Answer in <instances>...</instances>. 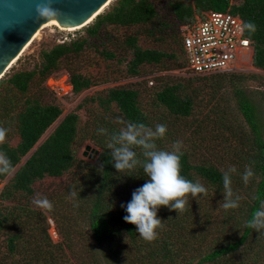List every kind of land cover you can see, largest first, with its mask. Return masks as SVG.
<instances>
[{"label":"trees","instance_id":"obj_1","mask_svg":"<svg viewBox=\"0 0 264 264\" xmlns=\"http://www.w3.org/2000/svg\"><path fill=\"white\" fill-rule=\"evenodd\" d=\"M210 9L230 11L239 15L244 24L252 22L256 25L255 32L245 27V35L252 45L253 65L264 69V0H242L237 4H232L231 0H115L109 10L99 13L92 23L87 24L85 36L59 42L50 48L40 50L39 61L34 62L33 68L20 69L9 75L6 73L0 78V127L7 130L5 142L0 144V154L6 156L12 164L6 174H0L2 179L7 180L0 191V201L16 200L13 206L5 210L0 208V230L6 233L4 240L8 250L14 253L23 248L28 257L27 264H41V261L47 258L51 262L46 264H58L57 260L61 262L67 260L64 256V246L70 251L73 250L76 235H84V233L80 229H75L76 221L70 223V216L66 217L63 213L58 217L63 216L64 220H60L57 216H54V221L52 218L47 219V214L39 209V205L33 203L35 199L43 198L35 195L33 185L45 177H60L72 169H76L74 173L80 174L79 177L85 185H95L90 197L91 208L88 215L90 235L86 238L87 246L82 253L74 248L77 256L79 254L83 256V264H101L103 248L112 252L115 258L106 259L110 264L113 262L115 264L123 256L122 254L127 255L128 251L132 259L129 264L160 262L177 264V260L182 257L183 249H191L194 244L206 237L200 236V232L186 226L193 213L189 202L183 214H180L179 210L172 209L170 205L159 206L158 215L166 217L172 228L164 233L163 238L159 236V232L163 229L158 228V231L156 230L158 236L153 241L144 240L137 231V225L125 221L124 217L128 215L126 206L131 202L133 194L125 196L122 189L127 181L132 180L133 175L137 178H135L136 182L145 184L150 180V176L144 172V164L150 162V158L144 155L145 149L142 146L130 145V150L136 154V163L131 169L117 170L113 153L115 148L123 146L119 141L121 131L109 119L105 121L102 117L95 118L85 127H80L81 130L78 128V115L70 112L63 116L42 142L37 143L63 112L62 107L54 100H44V91L54 96L45 85L46 79L59 71L62 62L68 61L65 71L72 85V96L91 87L94 84L93 79L70 66L73 58H79L86 48H91L106 60L116 58L117 61H124L125 75L142 81L136 82V86H111L103 95L91 97L92 102H96L104 111H109V117L117 113L122 124L131 125L134 129H144L146 132L144 135L139 134L138 138H148V134L145 133L149 132L156 134L149 142L155 144V150L175 152L180 155V175L186 180L199 182L217 194L226 190L225 174L230 180L234 177L237 182L241 181L242 176L238 169L234 168L235 172H233V168L221 167L208 156L196 160L192 155L196 148L185 149L181 148L180 144L177 146L172 134L179 129L182 133L183 129L179 128V121L188 122L196 119V107L201 116L205 115L202 114V107L196 104L193 95L180 91L182 83L165 82L162 86L158 85L152 89L149 101L153 107L161 110V115L154 122L149 120L151 116L140 103V98H143L142 91L147 87L148 74L152 75L157 71L170 70L177 66L176 52L162 50L160 45L168 40L179 45L187 65L180 27L192 22L195 14ZM108 26H113L116 30L122 28L124 35L120 42L118 37L105 32ZM104 32L106 37L102 35ZM142 36L157 46L143 47L140 44ZM146 65L150 68L145 69ZM251 76L254 77L252 74L234 72L229 79L234 110L242 115L243 126H246L250 132L248 144L242 141L246 149L238 150L240 154L238 160L248 161L256 176L254 180L257 178L250 186L248 198L245 200L246 214L242 223L244 229L238 238L231 241L229 237L225 238L224 242H221V238L218 239L195 264L214 262L237 250L256 228L249 226L255 213L264 211L261 208L264 203V123L259 111V104L264 102V95L262 99L260 96L259 101H256L247 92L244 83ZM36 87L38 90L30 94ZM115 108L117 112L114 111ZM225 110L227 108H212L214 118L209 116V113H206V116L214 119L219 125L221 122L224 124L227 114ZM167 118L171 127L167 128L166 133L161 137L156 131L157 125L167 126ZM104 124L108 128L107 136L102 137L101 140V136L95 135V132L102 133ZM83 130L87 137L92 138L102 148L99 160L93 164L77 156L75 147L79 139L81 142ZM198 131V128H195L197 135ZM13 137L18 138L15 145L10 143ZM107 139H112L110 148L105 144ZM171 140L176 146L175 149L167 145ZM24 156L28 157L19 165ZM17 165L19 166L14 170ZM75 212H80L78 207L75 208ZM53 213L57 215V212L53 211L49 212V215L53 216ZM207 216L209 219L210 215ZM161 221L163 222L162 219ZM53 222L57 223L56 226ZM49 227H53L55 233L60 235L58 243L51 239ZM175 230L184 231L185 239L180 244L174 243L180 239L179 237L170 236ZM0 234L4 235L3 232ZM124 236L126 241H130L129 250L124 248L126 244L121 239ZM31 243L34 248L29 247ZM49 243L57 247L52 251L46 246Z\"/></svg>","mask_w":264,"mask_h":264},{"label":"rangeland","instance_id":"obj_2","mask_svg":"<svg viewBox=\"0 0 264 264\" xmlns=\"http://www.w3.org/2000/svg\"><path fill=\"white\" fill-rule=\"evenodd\" d=\"M114 2L115 0H112L100 13H105L107 10H109ZM240 2H242V0H231L232 4H237ZM191 23H187V25ZM86 26L76 30L63 29L57 25H52L41 29L40 35L34 39L31 45L22 53V55L14 62V64L11 65L6 73L9 75L12 72L20 69L33 68L34 62L39 61L38 55L40 50L50 48L53 44H57L59 42L69 41L70 39L85 36ZM185 26L186 25H182L180 27L181 32L185 31ZM106 31L112 34L114 37H118L119 42L123 39L124 33L121 27L116 30L113 28V26H108L106 27L105 32ZM105 32L102 34L103 37H106ZM140 44L143 47L157 46L154 43L151 44L148 42V39H146L144 36L141 37ZM160 48L168 52L172 50L175 51L178 63L177 66H174L170 70L157 71L152 75L147 73V90L143 89V98H140V103L141 107L151 116V119L149 120L154 122V120L161 115L160 108L153 107L151 105V101H149L151 98L150 93H152V89L158 85L162 86V84H165V82L182 83L183 86L182 90L180 91L182 93L188 92L193 95L194 98H196V104L202 107V114H205V118L199 114L197 111L198 108L196 107V119H191L192 121L188 120V122L179 121V128L183 129L182 133L179 129V131L176 130V132L172 134L174 139L177 141V146L180 144L181 148H196L192 152L194 159L198 160L203 156H208L212 158L214 163L221 167L238 169L242 176V179L239 182H237L234 177L232 178L230 197L228 196L227 190L217 194L213 190H208V187H205L207 189L206 194L199 193L196 196H192L190 193L187 194V201L190 203V209L193 211V213L191 215L192 218L189 219V222L186 224V226L189 229L200 232V236L206 237L202 241H198L196 244H194L191 249H183L181 257L182 259L180 258L177 260V264H186L187 262L195 264L202 255L207 253L216 244L218 239L221 238V242H224L225 238L228 239L229 237V241H231L232 239L238 238L243 232L244 225L242 223L246 214L245 200L248 198L250 186L254 184V181H256L257 178L254 180L256 176L252 171V165L248 161L243 162V160H238L240 157L238 150L246 149V145L242 144V141H244L245 144H248L250 132L246 126H243L244 123L242 115L235 112L234 110V98L232 97L230 91L231 86L229 85V79L230 75L234 74V72L254 75V77H249L247 82L245 81L244 86L246 84L247 92L252 97H254L256 101H259V97L261 96L260 99H262V95H264V69L257 68L253 65V50L252 48H248L240 52L234 67L231 69H228L227 71L196 74L193 73L186 65L183 52L181 51L179 45L171 43L168 40L166 43L161 44ZM125 64L126 63L124 61H117L116 58L112 60H106L91 48H86L83 55L79 58H73V63H71L70 66H73L80 72L90 76L93 79L94 84L91 87L82 90L75 96H72L71 94L67 98L55 97L47 91L43 92V94H45L44 100H54L62 107L63 112L61 116L46 130L37 144L42 142L52 132L54 127L57 125V123H59L63 116L70 112H74L78 115L77 121L79 129L85 127L88 122L94 120L95 118L98 119L102 117L105 121L109 119L112 123L117 125L121 132L127 131L129 126L122 124V120L119 118L117 113L116 115L109 117V111H104L98 107L96 102H92L93 100H91V97L103 95L105 90L111 86H136V82H142L140 79L125 75ZM66 66H68V61L62 62L59 71H56L55 73H58V75L67 73L65 68ZM149 68L150 67L146 65L145 69ZM140 86L143 88L142 84ZM36 90H38L37 87L33 89L30 94L36 92ZM216 107L227 108V110H225L227 114L226 122L224 124L221 122L219 125L214 119L206 116V113H209V116L214 118V112L212 111V108ZM259 108L264 123V102L259 104ZM114 111L117 112V109L115 108ZM166 124L167 128L171 127L169 118L166 119ZM105 126L102 127V133L95 132V135L101 136V140L102 137L107 136L108 128ZM195 128H198L199 130L197 132L198 135L195 133ZM134 130L142 135H144V132H146L144 129ZM17 141L18 138L13 137L10 143L15 145ZM167 143V145L172 149L176 148L172 140ZM105 144L109 147V145L112 144V139H109L107 143L105 142ZM75 148L78 158L88 162L89 164L97 162L102 151V148L98 146V144H96L92 138L87 137L85 132L81 134V142L79 139ZM29 154L30 153H28V155ZM27 157L28 156H24L19 165H21ZM19 165H17L14 170H16ZM247 170H250L252 175L248 178L246 183L244 176ZM75 171L76 169H72L64 173L62 176L56 178L45 177L42 180L36 181L33 185L36 196L40 195L43 198L47 197L48 200L53 204L51 209H44L39 206V209L47 214V219L52 218L54 221V216L58 217V215L63 213L66 217L70 216V223L76 221L77 225H75V229H80V231L84 233V235H76L73 250L70 251L64 246V256H66L67 260L64 262L57 260L58 264H83V256L81 254L77 256L74 248H76L78 252L82 253L85 250V246H87L86 238H88L90 235L88 215L91 208L90 197L94 191L95 185H85L82 178L79 177L80 174H75ZM135 178L136 176L133 175L132 180H129V182L127 181L125 187L122 189L125 196L133 194L138 188L144 185L140 181L136 182L135 180L137 178ZM3 184L4 182H1L0 187H2ZM229 201L235 202L237 207L225 209L223 205ZM15 202L16 200L10 199L3 202L0 201V208H4L5 210V208L13 206ZM76 207H78V211H80L79 213L75 212ZM261 208L264 210V203L262 204ZM52 211L57 212V215L54 213L53 216L49 215V212L52 213ZM180 214H183V212ZM207 215H210L209 219ZM158 217L164 222L163 230L162 232H159L160 238H163L165 236L164 233L168 232L172 227L169 223V220H167L166 217L163 218L162 216L158 215L157 211V218ZM58 218L60 220L65 219L63 216ZM195 218L196 223H194ZM53 223L54 226H56L57 223ZM51 225L53 226V224ZM218 229L221 231V233ZM2 232L4 234H0V260H2V264H27L26 260L28 257L25 255L26 252L24 249L20 248L14 253L8 250L4 240L6 233L4 230H0V233ZM183 232L184 231L182 230H175L174 233L170 235L180 238L177 239V242H174L175 244H180L182 241H184L185 235ZM49 235L54 242L60 240V235L58 236L55 233L53 227H49ZM121 239L126 244L124 248L129 250L130 246L128 245L130 241H126L127 239L125 236ZM46 246L52 251L57 247L53 243L46 244ZM29 247L34 248L32 243L29 245ZM126 254L127 255L123 253V256L119 258V261H116L115 264H129L132 260L131 253L128 251ZM107 258L115 259L112 252L103 248L101 253V264H110L106 260ZM48 262H51L49 258L41 261V264H46ZM158 264L163 263L160 262ZM164 264L171 263L166 262ZM203 264H264V229H262V227L255 228L249 239L244 244L240 245L237 250L222 256L214 262H206Z\"/></svg>","mask_w":264,"mask_h":264},{"label":"clouds","instance_id":"obj_3","mask_svg":"<svg viewBox=\"0 0 264 264\" xmlns=\"http://www.w3.org/2000/svg\"><path fill=\"white\" fill-rule=\"evenodd\" d=\"M41 15L45 18L58 17V13L50 12L47 9L41 10ZM245 27L256 31V25L247 22ZM157 133L163 136L167 131L166 125H157ZM7 130L0 127V144L5 142ZM156 134L149 132L148 138H138L139 133L129 126L127 131L120 133V141L123 146L115 148L114 158L116 160L115 168L117 170H125L133 168L136 163L135 153L130 150V145L142 146L145 149L144 155L150 158V162L144 164V172L150 176V180L133 193V198L126 206L128 215L124 217L125 221L137 225V231L146 241H153L157 238L158 228L163 229L164 224L161 219L157 218V210L159 206H171L172 209L180 212L186 211L187 194L196 196L199 193H207V189L199 182L193 183L186 180L180 175L181 157L175 152L164 150H155L154 143L149 140ZM112 147V145H109ZM0 174H6L12 167L11 161L6 156L0 154ZM235 171V169H232ZM252 175L247 170L244 180L247 183L248 178ZM225 188L228 196H231L229 187L231 180L227 174L224 175ZM175 201V203H172ZM33 203L44 209H51L53 204L47 197L35 199ZM225 209L235 208L237 204L229 201L223 205ZM250 227H264V211H257L254 219L249 222Z\"/></svg>","mask_w":264,"mask_h":264},{"label":"built area","instance_id":"obj_4","mask_svg":"<svg viewBox=\"0 0 264 264\" xmlns=\"http://www.w3.org/2000/svg\"><path fill=\"white\" fill-rule=\"evenodd\" d=\"M182 35L187 66L196 74L231 69L240 52L252 48L245 35L243 19L230 11L210 9L199 12L191 24H186ZM45 85L55 97L67 98L72 94L67 73L50 75ZM5 181L0 177V186Z\"/></svg>","mask_w":264,"mask_h":264},{"label":"water","instance_id":"obj_5","mask_svg":"<svg viewBox=\"0 0 264 264\" xmlns=\"http://www.w3.org/2000/svg\"><path fill=\"white\" fill-rule=\"evenodd\" d=\"M109 1L0 0V78L43 23L56 19L64 27L80 26L94 19ZM43 9L58 13V17H43Z\"/></svg>","mask_w":264,"mask_h":264},{"label":"bare ground","instance_id":"obj_6","mask_svg":"<svg viewBox=\"0 0 264 264\" xmlns=\"http://www.w3.org/2000/svg\"><path fill=\"white\" fill-rule=\"evenodd\" d=\"M112 0H110L109 1V3L111 2ZM108 3V4H109ZM107 4V5H108ZM107 5H105L104 7H102V9H100V11H98V13H100V12H102L103 11V9L107 6ZM97 13V14H98ZM92 20L93 19H90L88 22H86V23H84V24H82V25H80V26H76V27H64V26H61L60 24H59V22L56 20V19H51V20H49V21H47V22H45V23H43L39 28H38V30L32 35V37H31V39L23 46V48L21 49V51H20V53L17 55V56H15L12 60H11V62H10V65H9V68L11 67V65L12 64H14V62L22 55V53L31 45V43L34 41V39L38 36V35H40V30L41 29H43V28H45V27H48V26H52V25H57V26H59L60 28H63V29H69V30H76V29H79V28H82V27H84V26H86L87 24H89L90 22H92Z\"/></svg>","mask_w":264,"mask_h":264}]
</instances>
